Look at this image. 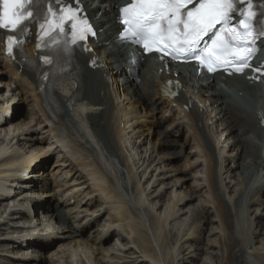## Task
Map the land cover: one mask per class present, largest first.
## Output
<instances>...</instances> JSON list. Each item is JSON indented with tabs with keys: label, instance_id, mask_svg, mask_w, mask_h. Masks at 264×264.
I'll use <instances>...</instances> for the list:
<instances>
[{
	"label": "bare ground",
	"instance_id": "bare-ground-1",
	"mask_svg": "<svg viewBox=\"0 0 264 264\" xmlns=\"http://www.w3.org/2000/svg\"><path fill=\"white\" fill-rule=\"evenodd\" d=\"M122 1L123 0H60V3H56V0H53L57 10H59L60 8H62L61 10H65L67 6L70 5L72 6V8L77 10L79 15L84 18L87 17L90 23L93 24L94 31L96 32L95 37H89L88 46L73 50L72 56H69L66 50L65 56L68 57L71 61L70 64L73 66L74 78H67L53 88L52 97L55 103V108L51 110L53 117H50L49 115L48 109L51 108L45 100L46 96L43 98V95L40 93V80L37 79L34 73L27 71L24 66L14 67L6 60L3 54V36L0 34V80L2 81L0 83L6 85L10 80H13V78L16 77V79L13 80L16 90L25 95V97H28L29 100V109L23 114H20L17 120H13L17 115L15 111L10 115H7L6 119H2L0 117V140L3 139L4 136H6L7 141L10 140L9 138H13L12 142L19 138L20 141L18 140V144L14 145L13 143V145L18 147H20L21 145L25 146L23 150L20 148L21 152H16L15 147L13 146L10 154L3 155L0 153V218L8 215L7 220L1 221L2 223L0 224V230L5 229L9 231L10 229V235H12V232H19L25 233L27 236L31 235V238L33 237V239L24 242L13 240L14 238H11L14 237L13 235L4 236L1 240V243L5 242V244L9 247H16L20 250L19 252L23 250L25 252L29 249L30 251L35 250L38 248V246H43V243L51 244L54 242V240L50 241L47 239V236L45 235V233L47 232L40 233V230H38L36 226H28L24 225V223H30L31 220H39L40 222L42 217H47L48 223L42 225L47 228L52 227L53 224L51 225L52 221L50 220L53 219L55 220V222L62 225L70 223V218H67L68 216L66 217V214H64L65 211L61 210L60 206L58 205L46 206L42 202L38 204L34 203L32 209H26L21 206H14L15 204L23 205L26 201H29L28 195H25L26 192L32 195L36 192L40 193L42 192V189L45 188V186L41 184V181L37 180H34L32 182V185H29V182L25 178L20 181H12V178H10V171H17L21 167L27 168V170H31L33 167L36 168L37 165L42 168L44 166L43 161H41L40 158H36L38 155L36 156V154L34 153L40 150L46 151L47 149H49L46 146H52V144H49L48 142L47 145L45 143V147L42 146L43 148H41L39 147L41 146L40 142L43 140L41 137L36 138L35 136H32V134H30L28 131L20 132L21 128H16L18 126L20 127L21 124L24 125V122L27 126H31L32 122L38 124L40 122L47 121L51 125V127H49L47 130L50 129V131L53 132L54 136L52 137L55 138V140L61 141L59 129L63 128L66 137L69 139L70 143H72V152L70 154L73 157V160L68 157L61 158V161L64 164L66 163L65 165L68 166L70 175L75 176L76 178L85 177V179L87 176H90L91 180H94V184L91 186V184L88 183L92 189V191H90L91 189L88 188V191L92 193L98 192V196H100V199H102L101 202H103L104 204H110V207L113 208L114 215L112 217V221L116 224L118 223L116 227H118L117 229H120V231H117V229L114 228V232L113 230L108 231V234L102 237L99 233L100 235H96V240L94 239V241H97L99 243L104 242L110 239V236L112 237V234L113 237L114 234H117V236L119 235L120 237L125 238L122 234L125 233L129 236H127V240L131 244L139 246V249L144 258L139 262L135 263L133 261L130 263L147 264L148 260L157 262L156 257H158V255H156V248L152 246L153 243L151 245L150 236L144 230L145 227H142V225L145 226L146 221L141 216H136L138 218L137 221L135 219L129 218V215L125 210L127 208L121 205L122 203L125 204V200L120 198V202V195L114 186V182L109 178V176L101 167V164L103 163H101L100 160L93 154L94 151L92 149V146L87 145L90 144V142L88 140L82 141L81 139L74 138L75 134L67 133L65 128L69 126L68 123H73V121L76 120V122L79 123L81 130L83 129L81 125H85L87 123L88 126H86L93 131V134H95L97 137L98 135L105 137V143L112 150V152L104 154L105 161H107L109 165H119L120 169L117 171H119L120 175H122L123 178H125L126 176V178L128 179L125 184L126 191L131 190L133 192H131L132 195L135 193L136 196H138L136 197V200H138L139 202L141 200L140 196L145 193L147 187L144 189L142 187V184L140 183V180H136L134 172L132 171L133 167L129 166L127 155L122 152L120 144L123 141L127 140V132L130 133L129 129L132 127L129 125L133 120L135 122V125L137 124V126H133L131 132H138L137 137H135V141H133V147H136V144H138V140L141 139L142 136H144V131H141L142 133L139 134L140 130L144 127H142L143 124H140L138 120L143 118L144 116L142 117L138 114L136 107L137 105L139 107L141 106L142 108L146 106L147 110H144V115H147L148 112L150 113V111H153L154 108H156V105L161 106L162 104V106L159 107V115L161 114L160 117H162V113L165 116L168 115V113L171 111V108L175 107L174 111H176L177 115L182 119V122H178L177 125L179 124L190 131V137L195 141L198 152H200L201 156L203 157L207 172V187L209 188V193L207 195V198L209 200L206 201L209 202L215 210L214 215L218 220L220 231H222L223 236V240L221 243V246L223 248V261L221 262V264H250L248 263L246 257V254H248L247 247L245 246L246 239L244 237L239 238L235 235V226L233 225L232 211L224 203L218 189L216 190L214 188L213 175L214 172H216V165L219 169L222 170L224 162L222 161L220 155H222L226 149L224 148V146L220 147V155H218L216 161L213 159L214 157L205 144L207 142L206 138L203 136V133H206L207 130L206 125L207 121H209V117L204 113V108L201 107L200 103L196 101L195 98L197 97L194 98L189 94L195 93L196 95L200 96L201 99L204 98L208 101L209 104H211V108H213V110L211 108L210 109L214 112L217 124L222 127V130H225L228 133L229 139H233V143L230 145L229 150H239L236 158H229L230 164L227 167L228 171H234V173L238 171L240 172L238 174L242 176L241 179L242 182H244V187L239 192V197L240 195L245 194V188H248L247 179H245V177L248 178L250 176H256L259 178L258 185L248 189L249 199L247 202H249V204H264V156L262 157V154L260 155V153H258L260 143L256 142V140L264 141V133L262 135L260 132L262 125H264V113H262L261 110L255 113L249 112L237 101L229 99L232 89L235 88V84L239 85V89H236L237 91L243 92L245 94L247 92V96L253 98L254 96L251 95V91L253 90L254 85L252 79L248 80L246 79V76L237 77L234 81V84V82H230L228 78H225L224 81H220L218 79L219 75L210 76L202 72V78L199 77L196 82H193L191 80L192 74L188 69L184 70L183 72L175 71L174 73H172L169 69H167L166 67L164 68L162 64H158L157 62H155L153 66H149L147 64L148 58L143 55L142 50L128 44L126 41H123L118 37L120 26L117 23V9ZM84 12H86V15H83ZM37 35L38 30L36 29V25H32L25 35L24 42L25 50L30 56L35 59H38V55L35 52L38 41ZM262 41L264 43V39ZM90 47H92V51L89 50ZM100 55H104L105 57L106 66L104 67L102 64V60H100ZM58 58L60 59V57ZM257 64L262 69H264V57L262 59H259L257 61ZM104 74L106 76H109L111 80V90L107 87V81L104 77ZM185 87H188L187 90L189 94L185 93ZM108 91H111L118 98L122 96V102L125 101L126 103H122L123 105L121 106V108H118L119 103H113L112 94L108 93ZM70 99L73 101V105L66 104ZM244 100L251 108L253 107V105L251 104L252 101L250 102L246 98H244ZM11 108L15 109V104L14 108L12 106ZM24 119L25 121H23ZM120 119H123V122L119 123ZM169 123L167 124L169 125ZM151 124L154 125V131L158 133L163 142L159 146L161 150H156V142L153 143L152 154L154 153L155 155L149 163L152 164V162L154 161L159 162L161 158L166 155V153H174V156L178 158V160H181L183 153L181 151H178L177 153L174 152V148L179 147L178 143H176V141L170 140V136L172 134L171 130L174 131V129H171L169 130V132H167V128H164V125L158 126V122L156 123V120ZM122 130L124 132L121 133ZM149 130L150 129H148V131ZM83 134L85 135V132ZM78 135L80 134L78 133ZM96 145H98L100 151L102 152L106 149L104 146L102 147V145H99V141L96 142ZM118 148L121 151L119 153L117 152ZM138 148L139 147L137 146V149ZM162 148L166 150V153L162 152ZM30 150H32L31 152L35 156L26 154V151ZM2 151L3 149L1 148L0 152ZM142 153L145 154V156L147 155V152H145V150L144 152L143 150H141V152H137L133 155V157H136V160L138 162L143 159V162L141 164H143L146 159L145 156L142 158ZM76 155H78V157L75 158ZM249 158L250 161L247 163V159ZM249 164L253 166V172L248 171ZM184 165H186V167H189L193 164L190 163L189 160H185ZM125 169L126 173L124 171ZM113 173L117 175L116 171H114ZM181 177L182 176H177L176 178H174L173 184L179 186ZM11 182H17L18 185L21 184V188L17 193V197L12 196L13 192H11L9 188H7L6 186H2V184L4 185ZM104 182L106 184L108 183V185L104 186ZM146 183L149 184L150 180ZM162 184H164V182L162 181L158 183V185ZM185 185L187 186V183H185ZM189 191L190 190H186L184 184L181 185L177 192L179 195L176 197L177 194H174V203L172 204L171 208L168 209L169 212H166L167 215L164 214L166 217L163 216V219H161L153 216V222L151 223H153V226L155 228L161 226L163 227V223H166V221L170 219H172L171 221L173 222V220L175 221L181 218L180 216L183 214V208L191 205V200L193 199V196H195L193 195V193L191 194L192 191L189 194ZM163 193L161 192L160 194H156V196L154 194V197L159 200L160 198H162ZM87 195L89 197L90 193ZM151 195L153 196L152 192L146 193L147 201L149 199V196ZM18 198H21V200ZM10 203L11 207H8V204ZM203 203L200 205L199 211L195 210L192 213L193 218L191 220V223L194 224V228H199L201 219L205 218V216L203 217V215H205L204 207L206 204L203 205ZM88 204H90L89 201L86 202V205ZM120 207H122V210ZM75 208L77 209V205ZM130 210L131 209H129V211ZM46 211L47 213L44 214L43 212ZM93 212L96 213L95 211ZM262 217H264L263 213L256 214L253 221L255 223V228L251 233L253 234V238L256 240V243L261 241L260 237L264 235V222H262ZM17 226H19L20 228H16ZM166 227L164 228L166 230L165 237L162 239L160 238L161 243H168L169 240H171L170 230L166 229ZM190 229V227L187 228L184 234L180 237V240H182L184 236H187L188 240L198 239V235H194L195 229H191L192 231H190ZM68 230L69 233L72 234L71 236L74 235L76 237L77 234H79V232L75 233L77 232L75 231L77 229H74V227H69ZM69 233L67 234L66 238L59 237L58 244L55 246H58L59 248L60 246L68 245L71 243V246L77 248V246H80L82 244L84 245V243H81V240L78 241L75 238H72L73 240L65 241L70 237L68 236L70 235ZM90 239L92 240V238ZM95 246L97 247L96 244ZM73 247L69 246L68 249L73 252L74 250H76ZM186 249L187 248L185 244H181L178 248L177 252L179 253L176 255V258H179L178 260L179 262L181 261V264H197L198 262L195 259V253L191 252L186 255ZM102 250L103 248L99 250L98 248L96 249V251L101 254L102 252H104ZM106 251L110 252V250L108 249ZM58 252L62 253V250L59 249ZM22 261H24L25 263L27 262L25 258H23ZM22 261H19L18 264H23ZM261 263L264 264V260Z\"/></svg>",
	"mask_w": 264,
	"mask_h": 264
},
{
	"label": "rangeland",
	"instance_id": "rangeland-1",
	"mask_svg": "<svg viewBox=\"0 0 264 264\" xmlns=\"http://www.w3.org/2000/svg\"><path fill=\"white\" fill-rule=\"evenodd\" d=\"M261 54L264 55V47L262 48ZM100 59L103 61V64H104L103 66H106L104 56L102 57L101 55ZM104 77L106 78L108 89L111 90L112 83H111L109 76H106L104 74ZM14 79H16V77H14L13 80ZM13 80H10L9 83H7L6 85L0 83V117L2 119L3 118L6 119L7 115H10L12 112L15 111L17 115L14 117L13 120H17L20 114H23L25 111L29 109L28 97H25V95H23L22 93L16 90ZM0 82L2 81L0 80ZM259 83H260V88H258L257 90V88L254 87V89L251 92L257 91V93L259 94L257 98L258 105L260 107L261 112L264 113V79L263 80L259 79ZM187 88L188 87H185L184 89L185 93H188ZM108 93L112 94V101L114 104L119 103L118 108H121V106L123 105L122 103H126L125 101L122 102L123 101L122 96L118 98L111 91H108ZM189 95L194 98L197 97L195 98L196 101L200 103L201 107L204 108V109L202 108L204 110V113L207 114V116L209 117V121H207V125H206L207 130H206V133H203V136L206 138L207 142L205 144L207 145L208 150H210V153L212 154V156L214 157L213 159L216 161V158L218 157V155H220L221 153L219 152L221 151L220 147L224 146V148L226 149L225 152L222 155H220L222 161L224 162L222 170L219 169L216 165V170H215L216 172H214V175H213L214 176V188L216 190L218 189L221 197L223 198L224 203L232 211L233 225L235 226V229H234L235 235L239 238L244 237L246 239L245 246L247 247L248 254H246V257H247L248 263L262 264L261 262H263L264 260V235L260 237L261 241L256 243V240L253 238V234L251 232L255 228V223L253 222L255 215L261 214V213L264 214V204L262 203L249 204V202H247L249 199L248 189H250L251 187L257 186L259 182V178L256 176L255 177L250 176L248 178L245 177V179H247V187H248V188H245L246 189L245 192L247 193V196L245 193V194L240 195L239 197V192L244 187V182H242V179H241L242 176L238 174L240 173L238 171L234 173V171L231 172L227 170V167L230 164L229 158H232V159L236 158V155L239 153V150L238 149L229 150L230 145L233 143V139H229L228 133L225 130H222V127L217 124L215 116H214V112L212 111L213 108H211L212 107L211 104H209L208 101L205 100L204 98L201 99V97L196 95L195 93L189 94ZM198 98L201 100L202 103L200 102ZM14 104L16 108L12 109L11 106L14 108ZM161 106L156 105V108H154L153 111H150V113L148 112L147 115H144V110H147V107L144 106L142 108L140 106L141 107L140 108L137 105L136 107H137L138 114L142 117L144 116L143 118L138 120L140 124H143L142 127H144L140 130L139 134L144 131V136H142L141 139L138 140V144H136V147L135 146L133 147V141H135L136 139L135 137H137L138 135L137 134L138 132L136 133L131 132V130L133 129V126L134 127L137 126V124L135 125V122L133 120L131 124L129 125V126H132L129 129L132 135L127 132V140L123 141L122 142L123 144L122 143L120 144L122 152L127 155L129 166L133 167L132 171L134 172V176L136 177V180H140V183L142 184V187L144 189L147 187L145 190V193L142 196H140L141 200L139 202L138 200H136V197L138 196H136L135 193L132 195L133 192L131 190L126 191L125 184L128 181V179L126 178V176L125 178H123V176L120 175L119 171H117L120 169L119 165L117 166L116 165L114 166L112 164L109 165V163L105 161L104 154H107L108 152H112V150L105 143L106 142L105 137L101 135L100 136L98 135L97 137L95 134H93V131L87 127L88 126L87 123L85 125H81V127L83 128L81 130L80 125L78 122H76V120H74L75 122L73 121L75 125L73 123H68L69 126L65 129L67 133H74L75 134L74 138L81 139L82 141L88 140L90 142V144H87V145L92 146V149L94 151L93 154L95 155V157H97L100 160L101 163H103V164L100 163L101 167L106 172V174L109 176V178L114 182V186L120 195L119 200L120 198L125 200V204L122 203L121 205L127 208L125 210L128 213L129 218L135 219L137 221L138 218L136 216L138 217L141 216L146 221L145 226H143L142 224L141 225L142 227H145L144 230L149 234L151 245L153 243L152 246L156 248L155 249L156 255H158V257H156L157 262L148 260L147 264H181V261L179 262L178 260L179 258L178 257L176 258V255L179 253L177 252L179 246L183 243L185 244L187 248L185 251L186 252L185 254L188 255L191 252L195 253L196 255L195 259L198 262L197 264H221V262L223 261V251H222L223 248L221 246L223 236H222V231H220L218 220L214 215L215 210L213 209L212 205L209 202H207L209 200L207 198V195L209 193V188L207 187V183H208L207 182V172H206V167H205L203 157L201 156V153L198 152V148L195 144V141L191 139L190 131H188L187 128L179 124L177 125L178 122H182V119L180 118V116L177 115V112L174 111L175 107L171 108V111L168 113V115L165 116L162 113V117H160L161 114L159 115V107ZM115 108H116V105H115ZM155 120H156V123L158 122V126L164 125L163 127L167 128L166 129L167 132H169V130L171 129H174V131L171 130L172 134L170 136V140L176 141V143H178L179 147H175L174 152L177 153L178 151H181L183 153L181 157L182 161L180 159L178 160V158L174 156V153L173 154L166 153V150L162 148V152L166 153V155L162 157L159 162L154 161L152 162V164L149 163L151 162L153 156L155 155L154 153L152 154L153 143L156 142V146H155L156 150H161L159 146L163 142L162 138L158 135V133L154 131L155 129L154 125L151 124ZM23 121H25V119ZM121 122H123V119L119 120V123ZM167 123H169V125ZM21 125L20 127L18 126L19 128L18 127L16 128V129L21 128L20 132L28 131L30 134H32V136H35L36 138L41 137L43 139L40 142L41 146L39 147L41 148L45 147V143L47 145L48 142L49 144H52V146L50 147L46 146L49 148L46 151L40 150L34 153L36 154V156L38 155L36 158H40V160L43 161L44 166L42 168H40L38 165L36 168L33 167L31 170L30 169L27 170L26 168H20L18 169L19 171L17 172L14 179H12V181H16V180L20 181L25 178L29 182L28 183L29 185H32V182L34 180H37V181H41V184L45 186V188L42 189V192H40L41 194L39 192H36L35 194L32 195L26 192L25 195L26 196L28 195L29 201L25 202L26 205L16 204V206H21L26 209H32L34 203L38 204L41 202L46 206L58 205L60 206L61 210L65 211L64 214H66V217L68 216L67 218H70V223L62 225V224L55 222V220L53 219L50 221H52L51 225L53 224L54 226L52 225V227L47 228V227L42 226L48 223L47 217H42L40 222L39 220H36V221L31 220L30 223L29 222L24 223V225L36 226V228L40 230V233L47 232L45 233V235L47 236V239L50 241L54 240V242L51 244L43 243L44 244L43 246H40V247L38 246V248L35 250L30 251L29 249V250H26L25 252L24 250L19 252L20 250L18 248L9 247L8 245L5 244V242L1 243L2 242L1 240L4 236L13 235L14 237H11L12 239L14 238L13 240L27 242L33 239V237L31 238V235L27 236L25 233H19V232H12V235H10L11 234L10 229L9 231L5 229H1L0 230V243H1L0 245V264H18L19 261L23 260V258L27 260L26 263L22 261L23 264H106V263L107 264H132L130 262L134 261L136 263V262L143 260L144 258L139 249V246H136L135 244H131L127 240L129 236L125 233L121 232L125 238L120 237L119 235L117 236V234H114V237H113V234H112V237L110 236V239L104 242L99 243L97 241H94V239L96 238V235L99 236L101 234V237H102L104 235H107L108 231L113 230L114 232V230L118 228L116 227L118 223L116 224L112 221L114 211H113V208L110 207V204H104L103 202H101L102 199H100V196H98V192H94V193L90 192L92 191L91 186L94 184L93 183L94 180L92 181L90 176H87L86 179L85 177L76 178L75 176H71L70 172L68 171V166L65 165L66 163L64 164L61 161V158H64V157H68L71 160H73V157L70 154L72 152L71 150L72 143H70L69 139L66 137L64 129L63 128L59 129L61 141L59 140L57 141L55 140V138L52 137L54 136L53 132L50 131V129L47 130L49 127H51V125L47 121H43L38 124L32 122L31 126L30 125L27 126L25 122H24V125L23 124ZM148 129L150 130L148 131ZM123 130L121 131V133L124 132ZM78 131H81V132H78ZM82 132L83 133L85 132V135ZM260 132L263 135L264 128H261ZM78 133L80 135H78ZM0 134H1V131H0ZM4 138L0 140V150L1 148L3 149V151L0 153L3 155L10 154L11 150L13 149V146L17 145L20 139L17 138L14 142H12L13 138H9L10 140L8 141L6 140V136H4ZM97 141H99V145H102V147L104 146L106 148L103 152L100 151L98 145H96ZM256 142L260 143L259 150L260 149L261 150L260 151L258 150V153H260V155L262 154L261 156L263 157L264 156V143L259 140H256ZM53 143H54V146H53ZM137 146L139 147L138 149H137ZM14 147H15L16 152L18 151L21 152L20 148L22 150L25 148V146L23 145H21L20 147L18 146H14ZM141 150H143V152L144 150L145 152H147L146 156L145 154L142 153V158L144 156L146 158L143 164H141L143 162V159H141L138 162L136 160V157H133L135 153L137 152L139 153L141 152ZM31 151L32 150L26 151L27 152L26 154L35 156ZM117 152L118 153L121 152L119 148ZM76 157H78V155H76L75 158ZM183 160L184 161L189 160L190 163H192L193 165L186 167V165H184ZM249 161H250V158L247 159V163ZM252 167L253 166L249 164V168H248L249 172L250 171L253 172L254 168ZM114 171H116L117 175L113 173ZM124 171L126 173V169ZM177 176H182L180 178L181 182L179 186L181 187V185L184 184V187L186 188V190H190L189 194L192 191L191 194L193 193V195L195 196H193V199L191 200L192 204L189 205L188 207L186 206L183 208L182 210L183 214L180 216L181 217L180 219H177L175 221L173 220V222L171 221L172 219H170L166 221V223L165 222L163 223L165 227L167 226L166 229L170 230L171 240H169L168 243H165V242L161 243V239L165 237V232H166V230L164 229L165 227L161 226V227L155 228L153 226V223L151 222H153L152 220L153 216L156 218L163 219L162 217L167 215L166 212L167 213L169 212L168 209H170L172 204L174 203V198H173L174 194L175 193L177 194L176 197L179 195L177 192L180 187L173 184V179L176 178ZM149 180H150V183L147 184L146 182ZM161 181L164 182V184L158 185V183H160ZM88 183L91 184V186ZM185 183H187V186L185 185ZM103 185L104 186L108 185V183L106 184L104 182ZM2 186H6L7 188H9V190L13 192L12 196H16V197H17V193L19 189L21 188V184L18 185L17 182L15 183L11 182V183H7L4 185L2 184ZM88 188L91 190L88 191L89 190ZM149 192H152L153 196L152 195L149 196V199L147 201L146 193H149ZM161 192L162 193L164 192V193H163L162 198L159 199L160 200L159 201L156 199V197H154V194L156 196V194H160ZM89 193L90 195L88 197L87 194ZM210 195H211V192H210ZM18 199L21 200V198H18ZM87 201H89L90 204L86 205ZM202 203L203 205L206 204L204 207L205 215H203V217L205 216V218L201 219L199 228H194L193 226L194 224L191 223V220L193 218L192 213L195 210L199 211V207ZM76 205H77V209L75 208ZM120 208L122 210V207ZM129 209L131 210L129 211ZM93 211H95L96 213H94ZM91 212L93 215L91 214ZM43 213L45 214L47 213V211ZM75 213H76V216H75ZM5 216H3V218H0V224L2 223L1 221L7 220L8 215H5ZM87 216H90V217H87ZM262 222H264V217H262ZM69 227H74V229H77L75 230L77 231L75 233L79 232V234H77L76 237L74 235L71 236L72 234H70L68 230ZM189 227L191 229H195L194 235L197 234L198 239L188 240L187 236H184L182 240H180L181 239L180 237L184 234V232ZM16 228H20V227L17 226ZM191 229L190 231H192ZM117 231H120V229H117ZM68 233L70 234L68 235L70 237L67 238L66 240L64 239L65 241L73 240L75 238L78 241L81 240V243H84V245L83 244L80 245L81 247L77 246V248H74L73 246H71L70 245L71 243L68 245H64L65 247L60 246L58 248V246H55L58 244L59 237L66 238ZM90 238H92V240ZM95 244L97 245V247L95 246ZM69 246L73 247L76 250H74L73 252L70 251V249H68ZM100 247L103 248L102 251H104L105 254L104 252H102L101 254L96 251L97 248L98 250L101 249ZM59 249L62 250V253L58 252ZM107 249L110 250V252H107L106 251ZM105 255L107 258L105 257Z\"/></svg>",
	"mask_w": 264,
	"mask_h": 264
},
{
	"label": "snow or ice",
	"instance_id": "snow-or-ice-1",
	"mask_svg": "<svg viewBox=\"0 0 264 264\" xmlns=\"http://www.w3.org/2000/svg\"><path fill=\"white\" fill-rule=\"evenodd\" d=\"M42 2L43 0H0V29L10 30L12 33L23 32L26 22L38 15L35 7ZM56 3H60V0H56ZM240 3L243 0H133L121 9L124 14L122 23L128 25L127 31L133 42L143 41V48L148 53L163 52L173 60L195 59L209 73L224 66L226 70L231 68L230 74H244L245 69L250 67L248 58L253 52L247 42L253 36L252 18L255 13L251 11V5L247 15L241 13L243 18L239 20V27L243 32L230 27L231 17L238 11L237 5ZM49 11L53 12V9L50 7ZM61 11L63 15L58 22L47 21L48 31L59 28L63 33L65 21H69L73 43L77 38L82 41L88 27L77 21L76 13L71 8ZM217 25H223L227 29L226 35H230L232 41L225 42L218 38L206 54L198 52L202 37ZM261 32L264 33V29ZM14 43L15 36L9 35L10 55Z\"/></svg>",
	"mask_w": 264,
	"mask_h": 264
}]
</instances>
